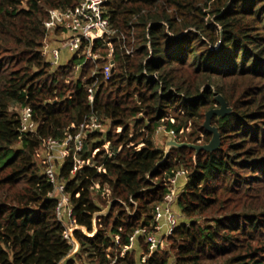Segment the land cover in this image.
<instances>
[{
    "label": "trees",
    "instance_id": "1",
    "mask_svg": "<svg viewBox=\"0 0 264 264\" xmlns=\"http://www.w3.org/2000/svg\"><path fill=\"white\" fill-rule=\"evenodd\" d=\"M79 2L0 0V264H60L69 256L58 199L36 153L93 114L105 128L86 134L80 156L91 162L72 173V150L58 165L76 224L90 233L76 231L81 248L65 264H139L150 252L143 235L123 257L122 250L138 229H151L179 170L186 174L176 206L188 221L147 264H264V0H108L115 30L108 80L105 60L77 72L84 58L52 67L43 55L49 11ZM95 51L107 55L109 47L97 42ZM217 94L233 109L213 118L220 149L196 155L173 147L165 159L157 130L209 142L204 123ZM15 106L32 108L35 133L20 132ZM110 203L95 227L94 215Z\"/></svg>",
    "mask_w": 264,
    "mask_h": 264
},
{
    "label": "built area",
    "instance_id": "2",
    "mask_svg": "<svg viewBox=\"0 0 264 264\" xmlns=\"http://www.w3.org/2000/svg\"><path fill=\"white\" fill-rule=\"evenodd\" d=\"M108 0H80L75 7L67 9H51L49 16L45 21L46 36L43 45V55L48 59L52 67H58L61 53L68 52L72 57L84 58L83 63L76 64V71L81 72L84 63L88 60L97 63L98 60H105L103 73L105 80L111 78L115 70V61L113 59L112 37L115 30L112 28L109 18L106 16V3ZM108 45L109 51L107 55H102L100 51H95L96 43ZM128 53H132V49H127ZM96 74V70L93 75ZM98 81L88 88V98L91 102L94 100ZM20 115V132L22 134L35 133L37 124L33 120V111L29 106L13 107ZM104 124L99 120L98 116L93 114L80 124L76 133L67 132L63 140L54 138L45 139L38 149L36 156L42 157L44 164V173L53 185L51 196L58 199L56 207L57 218L64 225L63 238L71 246L69 256L63 259L60 264L66 263L79 253L81 245L76 238V231L83 230L86 234L87 229L76 224L74 218V206L70 195L66 192L65 182L58 176V162H62L65 157L74 151V159L76 165L72 170L75 173L77 169L89 164L90 159L81 158V153L86 150L87 141L86 134L91 130H100ZM164 131V127H160L157 133ZM169 137L177 140L174 131L168 132ZM141 146V145H140ZM139 146V147H140ZM107 152L109 143L105 145ZM44 150V151H43ZM43 151V152H42ZM98 150L92 153V156ZM185 170H179L175 176L169 179L168 193L163 201L156 205L154 209V221L151 225L152 229H138L133 236L130 237V243L121 253L123 257L127 250L133 248L136 244L138 236H144L145 242L149 244V254H143L139 264H147L148 259L159 249L164 248L165 238L170 236L173 231L180 225V216H177L175 204L180 190L178 189V180L181 176H185ZM108 190V189H107ZM162 235L158 236V234ZM116 241H120V237L116 236ZM110 264H116L113 260Z\"/></svg>",
    "mask_w": 264,
    "mask_h": 264
},
{
    "label": "water",
    "instance_id": "3",
    "mask_svg": "<svg viewBox=\"0 0 264 264\" xmlns=\"http://www.w3.org/2000/svg\"><path fill=\"white\" fill-rule=\"evenodd\" d=\"M216 101L219 106L210 109L206 114V119L204 123L205 129L212 134L211 140L206 144H198V143H190V142H180L173 138H169L165 147V159L168 158L169 153L173 147L176 148H191L195 150V154H199L202 151L206 152H215L218 151L222 144V135L217 126L213 125V118L217 116L218 118L225 117L232 113L233 109L229 106L228 102L224 98L222 94L216 95ZM112 207V203H110L106 209L102 212H98L94 215V225L96 227V218L99 216H106L109 214Z\"/></svg>",
    "mask_w": 264,
    "mask_h": 264
},
{
    "label": "rangeland",
    "instance_id": "4",
    "mask_svg": "<svg viewBox=\"0 0 264 264\" xmlns=\"http://www.w3.org/2000/svg\"><path fill=\"white\" fill-rule=\"evenodd\" d=\"M71 59H72V55H69L68 52L63 51V52L61 53V58H60L59 64H60V65H66V64L69 62V60H71ZM217 107H218V106H217ZM14 110H15V109H14ZM104 128H105V126H104ZM169 138H170L169 135L166 134V133H164V131L162 130L160 133H156L155 138H154V141H155V143H156L159 147L165 149L166 144H167V141H168ZM207 143H208V142H207ZM198 144H206V143H202V141H199ZM139 146H140V145H139ZM109 150H110V147H109ZM43 151H44V150H43ZM43 151H42V152H43ZM36 158H37V161H38L41 165H43V167H44V164L42 163V157H41V156H40V157L36 156ZM59 163H60V162H58L57 165H59ZM184 179H185L184 176H181V177L179 178V180H178V189L180 190V192H181V189H182V185H183ZM180 180H183V182L180 181ZM106 208H107V207H106ZM106 208H105V209H106ZM175 210H176V213H178L177 216H180V220H181V221H188L187 219H185V218L181 215L180 210L177 209L176 204H175ZM151 229H152V228H151ZM160 235H162V233L158 234V236H160ZM163 243H164V248H162V249H164V250H168L169 245H170V244H169V241H167V239H165V241H164ZM84 256H85V254H84ZM64 264H65V263H64Z\"/></svg>",
    "mask_w": 264,
    "mask_h": 264
},
{
    "label": "crops",
    "instance_id": "5",
    "mask_svg": "<svg viewBox=\"0 0 264 264\" xmlns=\"http://www.w3.org/2000/svg\"><path fill=\"white\" fill-rule=\"evenodd\" d=\"M180 181H182V182H183V180H180Z\"/></svg>",
    "mask_w": 264,
    "mask_h": 264
}]
</instances>
